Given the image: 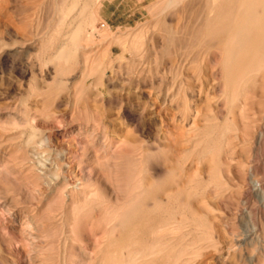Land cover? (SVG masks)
I'll use <instances>...</instances> for the list:
<instances>
[{"label": "rangeland", "instance_id": "1", "mask_svg": "<svg viewBox=\"0 0 264 264\" xmlns=\"http://www.w3.org/2000/svg\"><path fill=\"white\" fill-rule=\"evenodd\" d=\"M71 1L0 0V264H264V62L226 80L198 33L211 0L161 17L160 0H102L99 70L61 77L41 62L58 45L41 49ZM145 208L134 229L160 220L162 250L120 260L106 242Z\"/></svg>", "mask_w": 264, "mask_h": 264}, {"label": "bare ground", "instance_id": "2", "mask_svg": "<svg viewBox=\"0 0 264 264\" xmlns=\"http://www.w3.org/2000/svg\"><path fill=\"white\" fill-rule=\"evenodd\" d=\"M180 1L181 0H160L156 3H152V5L149 6L152 17H157V16L161 17L162 15H164L166 13L167 10L175 8L180 3ZM78 4H79V0H72L69 4L66 3L61 7L60 12H59L60 19H59L58 25L56 26L55 30L46 38V40L44 41L43 47L41 49V51L44 52V50L46 48H52L56 44L58 45V48L57 49L55 48V50H53V51H55L54 55L51 56L50 58L48 57L49 59H47V60L42 58L41 62H42V64H44L46 66L51 65L53 67L54 74L59 75L61 77L65 76L71 70L75 69L77 67V65H82L81 67L83 69H85V70L89 69L94 74L96 71L99 70L98 66H94V65H92L91 67L89 66V65H91L92 60H90V58L85 54V52L88 50L89 46L92 47L91 44L93 43L92 40L94 37V32L97 31L96 27H95V23L98 21V18L100 17V12L104 8V1H102V0H87L86 2H84L82 7H79ZM183 4H184V2H183ZM222 5L225 6L224 15L222 14V11H221ZM201 6H202V4H201ZM182 8H183V6H182ZM201 8H204V6H202ZM200 9L197 11L195 10V12H194V15L197 16L195 19L197 24L200 22L201 18L204 15L203 14L204 11H202V13H201ZM71 16H73V18H72L71 22L68 24L67 19ZM87 29H89L91 31V33H89L87 31ZM202 32H204L205 37H207V35H208V37L212 38V40H213L212 43H215L214 45L222 50V54H224V56H225V63L227 65L226 69H225V78L227 81H233V82L234 81H241V80L249 77L250 74L257 71L259 69V65L262 62H264V0H211V4L207 10V16H206L205 24L203 25V27L201 26L198 28V33L201 34ZM196 34H197V31H196ZM198 45H203V44H200V42H199V44L197 43L196 46H198ZM90 53H91V51H90ZM98 63H99V61H98ZM190 63H193V62H190ZM100 80H102V79H100ZM232 87H234V86H232ZM36 133H34V137H33L34 139L36 138L35 137ZM31 136H33V135H31ZM33 138L31 140H33ZM31 143H30V145H31ZM139 189H142V185H141V188L139 186ZM139 195H140V196H138L139 198H137V197L136 198L138 200H140V202H142V200L146 201V197H147L146 195H149V193L146 194V193L142 192L141 194L139 193ZM129 197H131V196H129ZM148 199H150V198H148ZM126 201L129 202V198H128V200L126 199ZM132 203H134V201ZM141 204H139L141 206L138 208H141L143 206V202ZM145 207H146V205H145ZM127 208H130V207L127 206L126 209ZM154 208H156V206ZM157 208H156V210H158ZM118 209H119V211L122 210V208H121V210H120V208H118ZM126 209H125V211H126ZM142 210L146 211L147 209L146 208L141 209V210L135 209L133 214H131V212H130L128 215H125L124 219L126 221H125L124 227L128 231L125 230L123 236H121L122 237L121 240L119 239L120 241L118 243H115V242L107 243L106 242V244H108L107 248L111 247V249L114 250V252H116L117 256L120 257V260H121L122 256H124V257L130 256L132 253H134L135 247H137L136 250H138V251L142 250V253H143V250L144 249L146 250V247H148V243H147L148 235L150 234V235H157L158 236V234H160L159 233L160 230H159V227L157 225V224H159L160 220L156 225L150 224L149 221H146V223L143 227L140 226L142 229H140V230L134 229L135 228L134 225H135L136 221L144 222L143 220L144 219L146 220L147 214L145 211H142ZM122 211L124 212V210H122ZM117 216H119V218L122 217V216L120 217L119 214H117ZM149 217L150 216H148V218ZM119 218L117 220H120ZM113 219H114V217H113ZM114 220H116V219H114ZM117 220H116V222H117ZM116 222H115V224H117ZM122 222H123V219H122ZM153 222H154V220H153ZM136 225H139V223ZM149 227L150 228L152 227V229H150L149 231H146V229ZM110 239H111V237H110ZM160 239L162 240V238H160ZM114 240H116V239H114ZM149 242H150V240H149ZM153 242L154 241H152V243ZM160 245L162 246V244H160ZM158 246L159 245L158 244L156 245V243H154L153 245L150 244L149 247H151V248L153 247V250L149 249V247H148L147 251L145 253V256L146 257L148 256L147 258H150L151 256L153 257V256L158 255L160 252L159 251L160 248L162 250V247H159V250H158L157 249ZM111 249H109V250H111ZM112 254L113 253H111V255ZM136 254L139 255L138 253H136ZM134 255H135V253H134ZM112 256L114 258L115 255L113 254ZM143 256H144V254H143ZM173 257H174V255L172 256V258ZM104 258H105V256H104ZM155 258L156 257H153V259H155ZM106 259H109V258L107 257ZM122 259H123V257H122ZM159 259L160 258H158V261H159ZM126 260H127V258H126ZM145 260H144V262H146V263L149 262V260L148 261H145ZM151 260H152V258L150 259V261ZM109 261L110 260H108V263H109ZM153 261L155 263L156 260H153ZM123 262L124 261L122 260V262L120 264H123ZM160 262H161V260H160ZM108 263H106V264H108ZM150 263H153V262H150ZM116 264H117V262H116ZM141 264H145V263H141Z\"/></svg>", "mask_w": 264, "mask_h": 264}]
</instances>
